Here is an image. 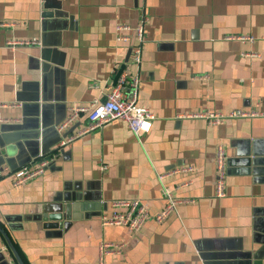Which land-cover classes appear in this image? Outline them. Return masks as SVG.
Instances as JSON below:
<instances>
[{"label":"crops","instance_id":"crops-1","mask_svg":"<svg viewBox=\"0 0 264 264\" xmlns=\"http://www.w3.org/2000/svg\"><path fill=\"white\" fill-rule=\"evenodd\" d=\"M142 20L137 104L154 116L150 131L138 142L114 120L65 146L41 176L14 187L4 174L0 226L23 264H96L103 242L124 244L106 264H264V0H0V124L21 122L17 100L43 80L58 107L51 123L104 100L129 57L115 25ZM31 40L39 44L8 45ZM233 110L257 116L190 117ZM218 146L224 198L215 196ZM162 186L189 202L138 231L101 225L124 211L115 201L139 200L153 216ZM3 239L0 264H16Z\"/></svg>","mask_w":264,"mask_h":264},{"label":"built area","instance_id":"built-area-1","mask_svg":"<svg viewBox=\"0 0 264 264\" xmlns=\"http://www.w3.org/2000/svg\"><path fill=\"white\" fill-rule=\"evenodd\" d=\"M144 25L143 20L134 27L124 23L115 25V38L119 43L127 44L129 50L128 61L123 65L115 84L107 93L104 100H93L88 105L72 106L68 109L65 119L56 127L60 134L61 140L55 146L50 154L42 156L32 161L29 165L10 172L7 167L0 170V178L4 174H11L12 186H20L25 182L41 176L46 168L53 162L54 158L68 144L77 138L90 133L91 131L100 129L104 124L119 120L126 124L133 136L138 142H142L143 137L150 131L151 124L154 119L153 114L146 108L137 104V92L139 89V66L144 44ZM39 44L36 40L24 42H9L8 45H30ZM128 93V96L126 95ZM85 115V125L69 132L73 125L78 122L79 118ZM257 116L254 111L233 110L226 114L221 113H203L193 114L190 117L203 118L208 124L221 125L228 119H244ZM105 170V167L102 168ZM191 171V168H175L165 174L159 175L158 179L162 180L165 176L176 173ZM225 151L222 146L216 148L215 159V196L224 198L225 193ZM187 183L183 184L186 185ZM162 194L165 204L162 209L150 215L147 204L139 200L131 201H115L111 203L114 208H124V211H112L109 215L101 216L102 226H122L131 231H138L143 224L152 217L157 222H163L168 216L175 212L177 204L187 203L189 200H178L173 197L169 188L162 186ZM124 247L123 243L103 242L99 244L97 263L106 264L104 258L111 254H120Z\"/></svg>","mask_w":264,"mask_h":264},{"label":"water","instance_id":"water-1","mask_svg":"<svg viewBox=\"0 0 264 264\" xmlns=\"http://www.w3.org/2000/svg\"><path fill=\"white\" fill-rule=\"evenodd\" d=\"M44 59H46L45 56ZM41 67L43 73H47L45 71L49 70L47 64H43ZM122 69L123 66L120 70ZM43 82L41 85H35L28 95L17 100L21 103L22 119L19 124L6 122L0 124V170L7 167L10 172H15L37 158L50 154L51 148L61 140L62 136L57 132L56 127L65 119L66 114L63 119H59L57 122L47 121V113L57 105L51 106L52 104L47 98L49 94H46L47 91ZM53 132L56 134V139L48 141L45 136ZM54 220L60 222L58 216ZM0 235L4 238L16 264H23L7 233L1 226Z\"/></svg>","mask_w":264,"mask_h":264},{"label":"trees","instance_id":"trees-1","mask_svg":"<svg viewBox=\"0 0 264 264\" xmlns=\"http://www.w3.org/2000/svg\"><path fill=\"white\" fill-rule=\"evenodd\" d=\"M2 237V236H1ZM4 240V239H3Z\"/></svg>","mask_w":264,"mask_h":264}]
</instances>
